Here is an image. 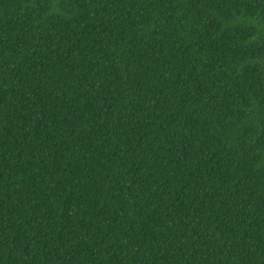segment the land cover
I'll return each mask as SVG.
<instances>
[{"label": "trees", "instance_id": "trees-1", "mask_svg": "<svg viewBox=\"0 0 264 264\" xmlns=\"http://www.w3.org/2000/svg\"><path fill=\"white\" fill-rule=\"evenodd\" d=\"M0 264H264V0H0Z\"/></svg>", "mask_w": 264, "mask_h": 264}]
</instances>
